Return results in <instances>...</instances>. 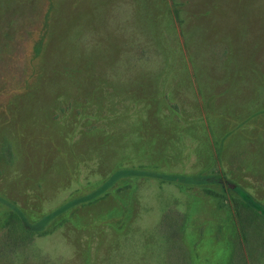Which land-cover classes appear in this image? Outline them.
I'll use <instances>...</instances> for the list:
<instances>
[{"label": "rangeland", "instance_id": "374dc122", "mask_svg": "<svg viewBox=\"0 0 264 264\" xmlns=\"http://www.w3.org/2000/svg\"><path fill=\"white\" fill-rule=\"evenodd\" d=\"M234 197L264 223V0H0V264H245Z\"/></svg>", "mask_w": 264, "mask_h": 264}, {"label": "trees", "instance_id": "16d2710c", "mask_svg": "<svg viewBox=\"0 0 264 264\" xmlns=\"http://www.w3.org/2000/svg\"><path fill=\"white\" fill-rule=\"evenodd\" d=\"M212 193V192H211ZM214 194V193H212ZM217 196V194H214ZM220 197V195H218ZM225 203L231 209L234 217H237L236 227L238 228L239 236L241 237L242 245L244 248L240 249L241 257L244 259V263L247 264V258L254 247L252 242L254 237L261 236L264 241V223H258L255 219L256 210L250 201L242 200L240 198H225ZM247 220V223L245 222ZM12 233H19L27 238H33V235L27 233L19 224L12 227ZM22 236V238H23ZM25 238V240L27 239ZM240 257V260H241Z\"/></svg>", "mask_w": 264, "mask_h": 264}]
</instances>
